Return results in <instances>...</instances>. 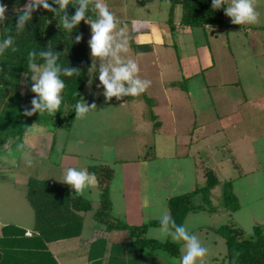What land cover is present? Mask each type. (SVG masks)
I'll return each mask as SVG.
<instances>
[{
	"label": "rangeland",
	"instance_id": "obj_1",
	"mask_svg": "<svg viewBox=\"0 0 264 264\" xmlns=\"http://www.w3.org/2000/svg\"><path fill=\"white\" fill-rule=\"evenodd\" d=\"M101 2L117 19V30L123 28L127 36L129 50L122 58L134 60L139 78L151 84L137 97L106 100L98 80L101 61L90 55L88 46L91 68L81 102L94 107L83 118L75 117L69 129H53L49 119L38 115L37 123L21 140L11 144L9 138V143L0 144V220L30 228L35 212L21 186L24 172L20 171L28 173L30 181L40 182L42 176L49 175L45 174L46 166L49 172H56L65 164L62 176L73 162L71 156L76 155L78 165L86 166L88 172L95 167L102 173L111 170L113 178L107 191L114 214L112 208L109 213L111 217L122 216V209L127 207L121 197V173L138 171L131 183L141 185L139 168L143 165L149 179L147 183L144 180L147 188L143 194L148 191L150 199L148 209H143L142 223L159 221L163 213L171 215L170 200L190 196L191 209L180 225L208 249L205 264H228L224 235L229 230H239L247 239L255 235L256 228L261 227L264 233V100L259 99L264 97V70L259 69L264 68V37L263 46L255 45L257 38L247 32L249 28L256 30L255 24L234 25L229 17L227 25L215 29L219 37L191 34L193 28L172 29L168 23L170 5L162 0ZM253 6L259 14L256 24L263 27L264 0H253ZM179 14L177 10L173 19L178 20ZM134 22L151 27L132 33ZM226 30L232 35L229 41ZM87 38H91L89 24ZM215 50L230 68H221L216 60L211 67L209 54L214 55ZM24 85L25 79L21 89ZM42 129L54 135V148L43 163L28 165L24 155L35 150V134ZM25 140L28 142L21 148ZM212 173L218 184L207 189ZM104 189L97 181L82 197L96 208ZM230 191L234 197L227 203L226 193L230 195ZM137 204L140 207V202ZM95 225L100 228V223ZM158 228L148 227L141 239L155 241L159 248L154 249L153 242L138 247L144 253L163 254L172 262L178 261L179 245L170 238L158 239ZM167 243L177 249L161 247Z\"/></svg>",
	"mask_w": 264,
	"mask_h": 264
},
{
	"label": "trees",
	"instance_id": "obj_2",
	"mask_svg": "<svg viewBox=\"0 0 264 264\" xmlns=\"http://www.w3.org/2000/svg\"><path fill=\"white\" fill-rule=\"evenodd\" d=\"M170 5V17L172 29L175 28L173 16L177 9L181 10V27L203 28L213 33L215 28L224 25V7L213 10L211 0H162ZM52 8L58 9V5L48 0ZM74 0H69L66 9L57 15L56 12L37 8L32 13V18L25 24L24 30H16L17 12L23 8L24 0H0V4L6 5V19L0 25V40L7 36L13 38V45L0 54V144L6 145L15 140H21L29 128L37 123L34 113L28 117L24 111L30 108V101L34 96L30 91L32 81L27 75V56L29 51L38 53L51 49L60 53L59 63L64 67L76 68L80 76H61L65 82L63 101L59 112L54 116L47 113L40 117L50 121L53 129L59 127L71 128L75 119V105L81 102L82 90L88 82V74L91 68L88 56L87 26L81 21L70 34L63 28L60 16L71 18L75 12ZM96 3L89 0L90 7ZM89 19L95 18L94 11L86 13ZM80 35L79 43L75 42V36ZM15 47L16 51L11 48ZM26 85L21 89L22 80ZM89 173L95 174L100 187L105 188L99 208L94 212V219L107 230H129L137 241L153 244L155 241L141 239L145 230L150 226L159 227V221H154L142 227H131L114 221L111 217V202L107 187L113 173L107 169L105 173L98 172V168H91ZM212 181V182H211ZM211 182V183H210ZM218 184L214 174H211L207 189ZM199 191V190H198ZM198 194V192L196 193ZM27 197L35 212L36 226L31 239L25 237L26 231L15 226H5L1 229L0 236V264H58L48 249V244L54 241L71 239L78 236L83 228V215L92 212L89 201L75 194L66 186L56 183H43L30 181L27 188ZM233 194L226 193V202ZM190 196H183L170 200L171 216L177 225H180L183 217L191 209ZM235 199V198H234ZM188 200V201H187ZM110 212V213H109ZM228 247V264H264V233L262 228H256L255 235L245 238L239 230H229L225 235ZM155 243V248L160 245ZM168 249H177V246L167 243L161 245ZM163 248V247H162ZM143 251L144 249L141 248ZM155 251V250H154ZM175 256L177 253L174 251ZM158 254V253H157Z\"/></svg>",
	"mask_w": 264,
	"mask_h": 264
},
{
	"label": "clouds",
	"instance_id": "obj_3",
	"mask_svg": "<svg viewBox=\"0 0 264 264\" xmlns=\"http://www.w3.org/2000/svg\"><path fill=\"white\" fill-rule=\"evenodd\" d=\"M53 4L58 5L54 9L48 0H24L23 8L17 12L16 30H24L25 24L31 20L32 13L37 8L47 9L56 12L57 15L63 12L69 5V0H52ZM224 7V14L231 18L234 25H251L258 22V12L253 6V0H211L213 10ZM73 7L75 12L71 18L60 16L62 28L70 34L72 30L83 20L90 25L91 38L88 41L90 55L99 58L101 63L98 69V80L103 86V97L110 100L115 97L121 100L123 97H137L143 94L150 86L151 81L141 79L138 76V65L132 59H123L122 54L128 52V39L124 29L117 30L118 21L109 10L106 3L97 0L93 5L89 0H74ZM6 5L0 4V25H3L6 16ZM94 11L95 18L89 19L86 13ZM135 23V22H134ZM80 35L75 36V42L79 43ZM13 45V38L7 36L0 40V54L5 49ZM16 51L15 47L11 48ZM39 61L37 62V53L29 51L27 56V75L33 82L30 86L31 93L34 94L30 101V108L25 109V116H32L34 113L55 115L59 112L63 101V91L65 82L61 79L64 77L80 76L76 68L64 67L58 61L60 53L51 49L38 53ZM94 105L88 106L82 100L75 105V117L83 118ZM27 140L20 145L24 148ZM25 163L31 165L30 159H25ZM70 186L75 190V194H83L88 188L97 184L95 174L87 172L85 169H76L68 167L62 178L57 180ZM158 239H168L179 245L180 258L173 264H205V257L208 249L204 247L201 241L183 225H177L168 213H163L159 217V228L155 230Z\"/></svg>",
	"mask_w": 264,
	"mask_h": 264
},
{
	"label": "crops",
	"instance_id": "obj_4",
	"mask_svg": "<svg viewBox=\"0 0 264 264\" xmlns=\"http://www.w3.org/2000/svg\"><path fill=\"white\" fill-rule=\"evenodd\" d=\"M177 10H180V9H177ZM226 20H227V16L224 15V23ZM174 21H175L174 22L175 28L176 27L182 28L181 26H179L181 22V10L179 14V19L178 20L175 19ZM257 24L255 23V25H253V28H255L256 30L249 28L247 32L251 31V33H253L254 35L253 37L257 38L255 45L259 43L260 46H263L262 37H264V26L262 27ZM155 25L156 24L154 23L151 34L152 32H154ZM225 25L227 24L225 23ZM149 27L151 26L149 25ZM219 28L220 27L215 28V29L217 30ZM195 29L196 28H193V30H191L190 33L192 34L194 32L196 34V33L203 32L204 35L210 34L212 37L214 35L219 37L220 35L219 34L220 32H216L215 29L213 33H209L207 30H204V29L203 30H195ZM224 35L228 37V41L230 37L232 36L227 30L224 32ZM138 42H141V41L138 40ZM152 52L153 50L151 51V53ZM220 57L222 58L220 51L218 50L217 51L215 50L214 55L209 54V61H210L209 64H211V67L214 68V65H215L214 60H216L217 63H220L221 68L223 69L230 68L229 63L220 61ZM257 67L258 66H256V69ZM259 69L262 71L264 70V68H259ZM259 99L264 100V97H260ZM121 106H124L123 103L121 104ZM42 130L46 132V129H42ZM42 130L40 131L37 130V133L35 134L36 143H34L35 145L33 146V149L35 148V150H33V152L31 151V154L27 153L24 155L25 158H28L31 160V163L32 162L34 163L42 162L43 163V161L47 157L50 156L49 153L51 154L54 148V143H53L54 135L51 134L50 132H46L44 135ZM63 157L66 158V156H63ZM71 159H73V162L69 163L70 164L69 166L77 168V169H81V167L78 165L79 161H77L78 156L77 155L71 156ZM20 168H19V171H20ZM61 168L65 169L66 168L65 164H63ZM82 168L86 170V166H83ZM62 169L57 168V171L54 169L56 172H54L53 170L52 172L51 171L49 172V169L46 166L45 174H49V175L47 177L42 176L41 178L43 181H40V182L56 183V184L58 183L70 189V186L57 181L62 178V176L60 175V171ZM139 169H140V172H139L140 174H139L138 181L139 183L141 181V185L138 184L135 186L131 183L134 178H137L138 171L135 172L133 170L134 171L133 173H129L127 171L121 173V179L124 184L123 186L124 189H123V193L121 194V197H122L123 203H125L127 207L125 211H124V208L122 209L123 215L117 216L118 218L115 217L113 215L114 213H113V208H112L113 220L120 222L122 224L129 225L131 227H142L145 225L142 223L144 219L143 209H148L149 207V199H150L149 192L147 191L146 193V190H145L146 195L143 194L144 187L145 189L147 188L146 183H147V180L149 179L143 173L144 172L143 165ZM20 173L24 174V176L20 175V177H22L23 179L21 182L22 184L21 186L25 187V191L27 192L28 183L30 182V180H32V178H30V175L26 173L25 171L21 170ZM143 176L145 179L143 178ZM144 180L146 181V183H144ZM70 190L75 193L74 189H70ZM78 195L82 197L81 194H78ZM144 195L146 197H144ZM138 202H140V207L137 204ZM98 208L99 206L94 208V206L92 205V209H93L92 212H89L83 215L84 217L83 228H82L81 233L78 236L73 237L71 239L54 241L47 245L49 251L52 253L53 257L55 258L58 264H173V262L163 254L156 255V254L144 253V251H142L141 248H139L140 244L137 241L138 238H135L133 236V233L129 230H115V229L107 230V228L101 224H100V228H97V226L95 225V223L97 222L94 219L93 212L96 211ZM34 220L35 218L33 219V225L30 226V228L29 227L24 228L22 227L20 223H17V222L10 223L8 225L6 223H2L0 220V236L2 234L1 229L5 226H15L21 230H24L26 232L27 231L32 232L35 234L36 233L35 231L36 220H35V224H34ZM121 220L123 222H121ZM26 238L31 239L32 237H26Z\"/></svg>",
	"mask_w": 264,
	"mask_h": 264
},
{
	"label": "built area",
	"instance_id": "obj_5",
	"mask_svg": "<svg viewBox=\"0 0 264 264\" xmlns=\"http://www.w3.org/2000/svg\"><path fill=\"white\" fill-rule=\"evenodd\" d=\"M146 28H149V24H143V25H141L140 23L133 24V32L134 33L140 32L142 29H146ZM25 236L26 237H32L33 233L27 231Z\"/></svg>",
	"mask_w": 264,
	"mask_h": 264
}]
</instances>
